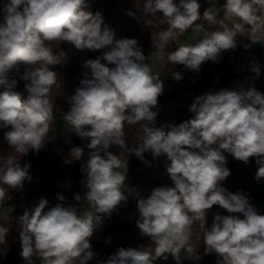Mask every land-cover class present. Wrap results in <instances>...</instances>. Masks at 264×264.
Returning <instances> with one entry per match:
<instances>
[{"label":"clouds","instance_id":"obj_1","mask_svg":"<svg viewBox=\"0 0 264 264\" xmlns=\"http://www.w3.org/2000/svg\"><path fill=\"white\" fill-rule=\"evenodd\" d=\"M86 6L85 0H9L2 9L0 85L8 90L0 92V128H10L4 140L20 157L29 150L39 152L53 122L52 88L60 85L58 74L49 66L65 57L63 51L54 52L53 44L107 49L101 57L84 62L90 72L83 73L85 78L63 114L71 130L89 140L87 148L92 150L82 166L87 209L57 204L46 211L49 202L41 198L19 217L21 257L28 264H34L33 257L40 264H87L93 259L90 238L94 230L133 193L125 187L122 170L127 165L109 151L116 145L141 159L149 151L154 158L166 155V172L173 186L156 187L146 198L137 194L136 225L151 238L153 250L120 247L104 264H154L160 258L167 260L168 254L180 264L182 251L187 258L199 259L192 243L196 223L203 233L205 254L216 253L217 264H264V215L257 213L245 195L221 186L231 174L224 153L245 164L255 158L259 165L255 179L264 178V93L254 87L206 93L190 106L189 111L195 113L192 119L156 127L157 112L152 109L163 91L160 75L146 63L136 39H116L101 14L85 11ZM200 7L198 0H145L143 12L162 14L168 25L151 37L160 59L199 71L202 62H215L222 50L234 51L240 37L264 43V0H225V19L236 17L239 22L229 27L217 18L213 4L202 14L208 28L195 26L196 42L166 52L172 41L201 18ZM214 26L217 30H209ZM19 64L26 66L20 76L26 82L23 92L14 90L18 81L8 76L14 68L19 72ZM252 70L260 74L258 67ZM172 75L177 81L183 78L179 72ZM125 124L141 125L138 147L127 146ZM83 152L81 147L70 149L75 160ZM29 168L16 156H0V183L8 186L0 188V201L9 188H22L31 179ZM75 199L80 201L81 196ZM214 205L229 214L216 213L211 227H206L208 210ZM5 233L0 227V243Z\"/></svg>","mask_w":264,"mask_h":264},{"label":"trees","instance_id":"obj_2","mask_svg":"<svg viewBox=\"0 0 264 264\" xmlns=\"http://www.w3.org/2000/svg\"><path fill=\"white\" fill-rule=\"evenodd\" d=\"M125 1L134 10L135 17L133 27L126 33V38L136 39L138 47L145 57L157 52L151 37L162 29H167L168 25L164 23V17L160 13L156 16L145 14L143 12L145 0ZM8 2L9 0H0V22L3 20L2 9ZM175 2L178 3L179 0H175ZM198 2L201 5V18L195 21L192 27L202 24L206 26L205 28H208V24L203 19L202 14L211 4L206 0H198ZM85 3L87 5L84 9L85 11H89L93 14L99 12L103 18L104 24L115 31V9L118 0H85ZM209 30L215 31L217 28L214 26ZM177 47L178 44L176 40H174L168 45L166 52H172ZM53 48L56 53L63 51L65 57L60 64L49 66L50 70L58 74V83L60 87L56 88L54 86L52 88V99L54 101L53 122L47 134L44 146L38 153L29 150L27 155L20 157V154L10 148L4 140V132L10 130V128H0V156L6 157L13 155L19 159L22 166L24 164H30L28 172L31 177L30 180L26 179L23 182L22 188H9L5 193L3 201H0V204H13L17 202V200L25 201L31 198L30 193L26 191L32 185V181L36 177H41L40 185L42 186V190H51L58 187L61 182L67 180L68 176H70L80 182V191L64 192L63 196L65 199L63 201H60L58 197L47 198L49 203L45 210L47 211L57 204H61L64 207L74 206L78 209L81 207L87 209V202L83 199L84 193L87 191L85 187L86 172L82 171V166L86 165L89 153L92 150L87 148L89 140L87 138L82 139L73 132L71 126L64 121L63 114L70 108L68 99L74 94L76 88L80 86V81L85 78L83 73L86 71L90 72L89 69L84 67V62L88 59L101 57L107 49H77L74 45L67 42L61 43L58 47L56 44H53ZM101 62L106 63L103 60ZM109 66L112 67V65ZM18 67L19 72L14 68L9 71L8 76L10 80L16 79L18 81V85L14 90L23 92L26 82L21 80L20 76L24 73L26 66L24 64H19ZM253 67H250L245 73H237L231 69L229 59L226 55H224L222 60L218 63L205 65L200 68L199 71L187 69L184 65L180 64H168L165 60L164 74L172 79L173 88L168 91H162V94L158 96L157 106L152 109L157 112L154 121L155 126H162L164 121L165 113L159 107L174 101L180 103L176 109V125L192 119L195 113L189 111L190 106L193 104L196 97L210 93V85L216 87L219 91L222 89L239 90L241 87L245 90L252 87L256 89V85L262 81L264 76V63L262 66H256L260 69V74L258 76L252 70ZM173 72L181 73L183 78L177 81L172 75ZM7 90L8 89L4 85H0V92ZM261 93H264V87ZM124 132L127 146L129 148L138 147L139 139L143 134L141 125L137 124L132 126L125 124ZM74 147H81L84 150L83 157L80 160H75L70 155V149ZM109 151L118 155L120 159L122 155L126 153L127 178L125 187L132 189L133 193L128 194L127 201L117 206L110 217L107 216L106 227L101 238H93L90 242V250L95 255L87 264H104V262H106L112 254L116 253L120 247L141 249L148 243L150 237L142 235L136 225V221L139 218L137 210L138 196L146 198L150 195L149 190L143 188L145 180L141 173L138 172V168L145 161H149L167 174L166 164L169 163V161H167L166 155L154 158L151 151H149L145 152L143 154V159H141L134 153L121 150L120 147L116 145H112ZM101 155H103V153H101ZM224 155L226 157V167L230 169L231 174L221 183V186L229 192H240L245 195L249 203L256 209L257 213L264 215V178L260 180L255 179V173L259 167L255 162V158L250 157V162L245 164L243 161L236 160L229 153H224ZM67 161L71 162L68 164ZM156 184L159 187L168 186L166 183L159 181H156ZM0 188L7 189L8 186L0 183ZM77 194L81 196L80 201L75 199ZM34 206L14 210V217L11 221H7L6 217L0 214V227L8 228V232L5 233V241L0 243V264H28V262L21 257L22 248L19 240L21 226L19 217L23 215L25 210H30ZM216 213L221 215L229 214L225 209L218 205H214L208 210L206 227H211ZM241 218L243 217L241 216ZM197 235L201 237L200 240L196 239ZM202 236L203 233L199 228V224H194L192 243L202 254L203 264H217L220 258L216 253L212 252L205 254ZM33 261L34 264H40V260L36 257H33ZM166 264H177V262L168 254ZM180 264L195 263L189 261L182 251Z\"/></svg>","mask_w":264,"mask_h":264},{"label":"rangeland","instance_id":"obj_3","mask_svg":"<svg viewBox=\"0 0 264 264\" xmlns=\"http://www.w3.org/2000/svg\"><path fill=\"white\" fill-rule=\"evenodd\" d=\"M211 6L215 4V10L217 13V17L220 20H223L225 24L229 27H232L233 21L239 22L236 17H229L225 19V11L223 8V4L225 0H206ZM134 13V10L126 3L125 0H118L115 14H116V27H115V38L122 39L126 38V33L131 30L134 24V16L128 15V12ZM260 13H257L259 15ZM206 27V26H204ZM222 30V29H221ZM199 38V34L195 31V27L188 28L182 35L177 37V43L179 44H193ZM247 44L248 47L245 48L244 45ZM226 55L229 59L230 67L233 71L237 73H245L250 67L253 66H262L264 63V43H252L246 37H240L237 43L236 49L233 50H222L217 60L214 62L212 60H207L202 62L200 68L208 64H216L222 60V58ZM146 63H149L153 69L154 74H159L160 79L163 82V89H168L170 83L173 88V81L170 77L164 74L165 60L160 59L158 52H154L146 57ZM264 87V76L262 81H260L256 85V90L262 92ZM170 88V89H171ZM164 91V90H163ZM176 102H169L164 105H161V109L164 111V121L163 126L167 125H176V117H175V109ZM121 160L127 165V155L124 153L122 155ZM122 171L127 176V167H125ZM147 171L151 175V177L155 181H159L162 183H166L168 186H173L172 181L169 176L157 166H153L148 168ZM81 184L79 181L74 179L73 177L68 176V179L61 182L58 187L51 190H42L38 192H30L31 198H49L50 195L55 193H64V192H78L80 191ZM14 212L10 211L6 213L7 221L13 220ZM106 219L107 216L103 217L102 224L98 226L92 235L94 239L101 238L103 231L106 227ZM197 254L200 257L199 259L188 258L189 261L195 264H203V256L197 250ZM154 264H166L164 261H157Z\"/></svg>","mask_w":264,"mask_h":264},{"label":"built area","instance_id":"obj_4","mask_svg":"<svg viewBox=\"0 0 264 264\" xmlns=\"http://www.w3.org/2000/svg\"><path fill=\"white\" fill-rule=\"evenodd\" d=\"M209 90H210V93H213V94L216 93V92H219V90L216 87L211 86V85L209 87ZM67 163L69 164L70 162L67 161ZM153 166L154 165H153L152 162L145 161L138 168V172L141 173L142 177L145 180V185H144L143 188L146 189V190H149L150 194H151V191L154 188L159 187L156 184V181L151 177V175L147 171L148 168H151ZM40 182H41V177L34 178L33 181H32V185L28 188V190L36 191L37 187L41 186ZM60 195L63 196V193H55L53 195H50L49 197H59ZM40 199H38V198H29V199H27L25 201L17 200V202H15L13 204L2 203V204H0V214H3L6 217V213H8L10 211L14 212V210H16L18 208L20 209V208L31 207V206L37 205L39 203ZM4 229H6V232H8V228L7 227L4 228ZM92 240H93V237L90 238V242ZM153 247H154L153 246V242H152V240L150 238L148 243L145 246H143L141 248V250L142 251H152ZM157 261L167 262V260H164V259L160 258V259H157L156 261H154V263L157 262Z\"/></svg>","mask_w":264,"mask_h":264},{"label":"crops","instance_id":"obj_5","mask_svg":"<svg viewBox=\"0 0 264 264\" xmlns=\"http://www.w3.org/2000/svg\"><path fill=\"white\" fill-rule=\"evenodd\" d=\"M176 43H177V39H176ZM178 44V43H177ZM179 46V45H178ZM149 56V55H148ZM147 57V56H146ZM172 87V84L170 83V86H169V88L167 89H163L164 91H168V90H170V88ZM172 89V88H171ZM175 102V101H174ZM177 103V105H176V109H177V107L179 106V104L180 103H178V102H176ZM160 109H161V106L159 107ZM176 109H175V117H176ZM162 110V109H161ZM162 126H163V124H162ZM126 178H127V176H126ZM38 191H42L41 189H39V187H37V189H36V191H33V192H38ZM27 193H30L31 192V190H27L26 191Z\"/></svg>","mask_w":264,"mask_h":264},{"label":"water","instance_id":"obj_6","mask_svg":"<svg viewBox=\"0 0 264 264\" xmlns=\"http://www.w3.org/2000/svg\"><path fill=\"white\" fill-rule=\"evenodd\" d=\"M39 189H41V190H42V186H39Z\"/></svg>","mask_w":264,"mask_h":264}]
</instances>
